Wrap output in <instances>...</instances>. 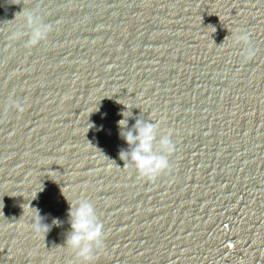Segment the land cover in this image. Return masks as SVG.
<instances>
[{"label": "water", "instance_id": "1", "mask_svg": "<svg viewBox=\"0 0 264 264\" xmlns=\"http://www.w3.org/2000/svg\"><path fill=\"white\" fill-rule=\"evenodd\" d=\"M136 120L174 145L151 180L120 158ZM0 264H264V0H0Z\"/></svg>", "mask_w": 264, "mask_h": 264}, {"label": "clouds", "instance_id": "2", "mask_svg": "<svg viewBox=\"0 0 264 264\" xmlns=\"http://www.w3.org/2000/svg\"><path fill=\"white\" fill-rule=\"evenodd\" d=\"M31 23V17L28 18ZM47 26L44 29H34L28 41L30 45H35L44 37ZM247 34L238 33L234 36V42L247 43ZM255 54V49L249 48L246 51L247 58H251ZM22 110V109H21ZM122 116L123 113H122ZM118 124L123 128L127 124V119H121ZM155 125L152 123L136 120L133 130L121 132L126 144L133 146L130 152H121L120 158L130 159L136 172L140 177L149 180L154 179L161 172L169 167L168 155L174 151V145L169 136L160 138L159 145L162 155L153 153V141ZM68 216L70 217L71 232L66 237L64 244L75 255L85 262L92 259L93 247H100L102 244L103 225L97 220L93 205L87 200H81L75 204L69 203ZM42 218L38 212L31 225L35 233L41 231L47 232L48 225L41 222Z\"/></svg>", "mask_w": 264, "mask_h": 264}]
</instances>
